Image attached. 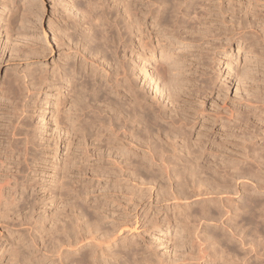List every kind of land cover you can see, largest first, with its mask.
<instances>
[{
	"label": "rangeland",
	"instance_id": "1",
	"mask_svg": "<svg viewBox=\"0 0 264 264\" xmlns=\"http://www.w3.org/2000/svg\"><path fill=\"white\" fill-rule=\"evenodd\" d=\"M193 1L195 2L198 0ZM199 1L201 3H199V5L197 6L198 9H196L195 12H192V14L190 13V15L188 16V20L191 19L193 23L195 18V21H197V15L200 14L204 16L205 23L207 22V27H209V29L211 30V33H207L209 34L207 38H203L202 40L198 41L196 39L195 41V38L199 36V32L197 34L198 30L195 32H193L194 30H190L189 32L187 31L186 33H183L184 30L180 31L179 29L181 38L183 39L182 44L178 45L174 44V41L169 42V39H171V33L165 34V32H162L160 34V31L157 30V28H152L150 30V37L146 38V42L149 44L144 49L147 55L152 54L153 57V59L149 60V66H147L148 64L143 60H137L136 58H134V60L136 59V63L139 64L138 66L140 67V73L138 74L137 83H139V88L141 87V92H144V94L142 93V95H145L146 99L150 102H153L154 100L158 101L157 103H160V106H164L166 108L165 110H178L179 114H181L180 101H182L183 104L181 103V105L183 109H185V111L187 110L186 112L187 114H189V116L186 117V121H192L191 118L195 117V115L198 113L201 114L200 118H203L201 121L208 118L202 123L197 121L196 124H191L192 126H190L189 122L185 121L184 128L186 127L185 129L188 130H183L184 138L189 137V139L193 142L195 141V139H197V136L205 134L204 137H206V139L208 138L209 141L213 143L214 147L216 145H220L223 147L221 149L223 152H221L220 154L222 159L224 158L223 160H226V163L228 161L233 163V166L232 163L228 164V166L230 165L229 167L231 168V170L229 167V171L226 170L228 169L226 167V169L222 170L223 172H218L219 175L216 173L217 178L214 176V180L216 179L215 183L213 182V177L209 175L210 173L205 175L204 179H206L207 177L208 180L206 179L207 181H205L204 179H202V181L205 183L207 182V185H210L212 189L210 186L208 188L207 186H205V183H202L205 187H201L205 191L207 189L209 190H207L205 193L201 188V191L204 192V194L202 193L199 196L200 198L198 197L199 199H195L196 197H193V199L190 197L189 199L188 197L192 195V193L190 192H193V190L190 189L191 187H189L191 186L190 180L186 179L185 183V180H183V178L181 180L178 179L180 181H178L177 179V181H175V178L172 179V181H168L165 179L164 182H166L167 184L169 183L168 185H170L171 189H173L174 187H176L174 189H178L179 185L180 188L182 187V189H184V191L186 190L188 192L191 190L189 192V195L187 192H185L188 196L184 193L185 197L187 196L188 198L184 199L185 197L183 196V198L178 199L176 203L179 202L177 204L179 205V207H176V209H174L172 208L173 206H171L170 209V203L173 205V202L170 200L168 202L166 201V203L165 201H162V203L159 202L155 204L154 194L158 189L156 190V187H152L151 184H149L150 186L147 185V182L145 184V182L142 181L144 184L142 185V182L138 180L140 181L138 182L140 184V188L139 186H137L138 184L135 185L134 182L131 183L132 178L128 179L127 184V182H124L122 178H116L114 176H109V178H107L106 175L101 178L92 176L94 171L99 169L104 172L102 174L104 175L108 170L107 168H109L107 166L109 165V160H112L110 156L112 157L114 155L112 154V152H110L109 156V151H113V149L115 150V148L107 144L105 138L108 139V136H106L105 134L101 135L100 139H96L95 136H92L94 135V132L92 131V135L90 134L86 140H83L85 143H83V141L81 142L83 143V147L81 146L82 151H80V149L78 148L79 146H77L76 141V145L69 147V149H67L68 147L65 145V143L60 142V140H66L68 137L66 131H69L72 126V123H70L68 116L75 110L74 107L76 106L74 105L75 103H73L74 98L72 100L70 97V94L72 93H69V84L63 83L64 91L62 90V94L60 97L57 96L56 91H52L50 92L49 96H45L46 88L44 83L38 86L36 85L35 88L33 86V78H36L35 76L38 75H50L52 69L54 68L52 66L53 61L59 60L57 58L58 53H53V51H55V45L52 43V35L50 29L54 27L56 23L54 21H56L57 16L63 14L61 12L62 10L61 6H59L58 0H0V162L3 159L5 160V156L8 159L6 160V162L13 161L9 159V155L6 152L7 150H9L10 146L18 145L19 149H21L22 146L24 147L23 144L25 142V129H27L29 132L31 131L30 134L36 137L34 138V142H36V144H43L44 146H46L47 144V146H50L49 148L43 146L44 151L46 152L47 150L46 153H37V156H41L40 158L36 155L34 157L33 155H31V153L35 154V152H38V150L43 147L33 148L28 146V152H31L33 148V152H29V154L27 153L32 158L30 156H26V154L23 160H21L22 158L20 159L21 168L20 165L19 168L21 174L16 173L18 176V179L16 180H20L19 182H23L22 187H24V191L22 190L19 192V196L21 197H19L17 194L18 198H21L19 200L20 205L18 207L19 210H17L18 212L14 211L10 213L6 222H2L0 219V264H21L17 261V258H19L16 253L17 251H15V247L17 245L11 242V237H9V234L10 232L15 234L18 232L17 234L21 233L22 235H27V231H34L35 226L32 224L33 222L35 223L34 220H42V222L45 223L44 226L48 228L51 225L50 223H52L53 218H57L59 214L67 215L69 213L68 215L70 217H73V215H76L74 212H78L77 214L83 213L84 215L89 212L88 214L90 215V211H95L94 209L96 208L94 206H97L98 208L95 212H97L98 210L97 213L100 215V218L102 220L100 219V222H97L99 221L97 220L98 218L96 219V221L95 219H92V216L90 215L91 217L89 219L90 221L88 220L89 222L94 221L101 225V227L107 228L113 222H117L119 220L127 221L129 219L128 222L132 226L135 215L139 216V218L137 216V221L140 225L141 222L145 221L146 219H153V216L154 218L158 219L159 217V219H161L165 211V213H167L169 217L173 216V218H175L177 216H180V214L183 215V213H186L184 212V209H187V211L189 210L190 213L192 212V214H194L192 215L193 218L197 216L200 218L199 209L203 207L202 204H204V207H210V210H216V208L218 210L219 206L221 207V205H224V209H229L227 210L229 213H227L228 218L226 217V219L224 217L225 215L227 216L226 210H224L222 207H219V210H221L222 212L224 210L225 214L223 213V219H219L220 223L218 222V218L216 219L218 222H216L217 224H214L211 219H203L205 221L203 222V220H201L200 218L201 222H199L198 217L196 219H193L191 216V221L188 220L189 222L185 221L186 223H183L185 229L184 226H180V222L178 223L172 221V227L168 232H166V229L164 227L161 230L158 229L153 231V233H151V231L143 233L142 228L137 224L135 225V227L132 226L129 232L123 234L121 236V239L119 238L118 240L122 241V238L126 237L124 239L125 241H123L126 244H129V242L130 244H132H129L128 247L134 246L135 248H140V251H138V253H140L141 257L143 255L145 256L143 257L146 259L147 257H149L151 258V260H155L154 263L159 261L166 263V261H173V259V262H179L180 257L186 258L188 254L191 253L192 248H196V244H201L199 243L200 241L196 237V235L192 234V228L189 229L190 227H192L191 223L194 220L195 225L198 222L202 223L205 226L210 224L209 226L211 227L206 226L207 230L214 235H218L220 233L219 231L221 230L219 229L221 227L224 228L223 230L225 232H232V236H234L232 237V241L236 244V246L234 245V248H232L233 252L235 251L234 253H236L238 257L241 256L242 258L248 259L251 262L250 264H264V0ZM233 9L238 11L235 13ZM194 13H197V15H195ZM254 14H256L258 17L256 15L254 17ZM237 28L239 30L242 28L240 30L241 32L238 31ZM142 29L144 33L141 30H135V33L132 35L136 47L140 46L138 39L141 32L145 36H147L146 30L144 28ZM229 33L231 34L229 35ZM226 34H228V36ZM241 34L245 37L244 42H242V40H239L238 42H228L226 39L229 36L235 38L237 35V37H239V35L241 36ZM49 41L50 43H48ZM209 46H213L214 51L212 50L211 53L214 52V54L217 56H215L216 59L214 58L216 63L213 62L210 65V67H212L213 69H208V77L212 78V92L207 91L209 92V95H200L202 97L183 96V94H186L184 87H187V84L185 82V75H189L190 73L188 70L190 68V64H193L192 67L195 70L194 63H192L193 57L188 56V54H190L188 48L193 47L192 49L194 51L195 49H197L196 51H199L200 49L203 51ZM216 47H218V50L216 49ZM50 49H52V54H50L49 52ZM146 71H149L151 74H153L152 80L149 79L148 73ZM193 76L194 79L195 77H197L196 80H199L198 75L196 76L195 74ZM180 81H182L183 84ZM183 88L184 90H182ZM179 90L181 91V93L178 92ZM181 95L184 98L181 97ZM24 105L26 106V108ZM160 106H158L157 104V107ZM13 107L18 108L14 109L13 112ZM16 110L17 112L15 114ZM196 111L198 112L195 113ZM12 112L14 115H12ZM191 112H193V114ZM6 115L14 120L13 125L16 126L15 128H18V131H15V129H13V126L9 129L6 128V125L9 124L8 121L10 120V118L9 120H7ZM235 115H237L238 120L236 119V117H234ZM216 116L217 118L220 117L219 122H215L214 118ZM136 127L137 128L134 129L135 133L140 129L139 126ZM20 130L22 131L19 132ZM18 133H20V135ZM185 133H188L189 136L187 134L185 135ZM136 136L138 135L136 134ZM20 139L21 141H19ZM56 141L59 145L57 152H55L54 150V144ZM133 141L134 146L132 147V149L134 150V153L136 150L137 151L135 155H131V159L133 161L139 159V161H136L138 163L135 162V165L139 166L138 168H140V172L145 170V173H150L149 175H145L144 172H142L145 175L144 177H148L152 175L151 172L153 170V172L159 170V166L161 165L158 162L156 163L150 158L148 160V157H145L148 151L146 150L145 153L146 145L148 146V148H151V146L149 147L147 143L145 144V142L141 140H138V143L135 139H133ZM7 142H10L9 144H11V142L13 143L9 146ZM18 142L22 143V145ZM142 142L145 145H142ZM15 143L16 145H14ZM141 145L145 149L141 148ZM4 147L8 148L5 149ZM2 150H5L4 152H6L7 154L3 153ZM75 150H77L76 153ZM225 150L227 151V153L225 152ZM70 152V157L74 158V163L77 165H73V169L77 170V168L79 167H81L83 170L86 169V171H84V174H86V176L80 175V178L77 174L75 175V177L71 176L72 178L63 177V170L61 168L63 164L62 161H64V157L67 155V153ZM142 153L145 155H142ZM133 156L135 158H133ZM79 157H81V159ZM141 157H143V161H141ZM22 161H24V163L26 162V164L24 165ZM144 162L146 163L144 164ZM211 163L213 162H210L208 164H210L212 170H215L218 165H216L215 163ZM0 165H3L2 162L0 163ZM146 167L148 168L146 169ZM21 170H25V174L24 172H21ZM225 171L229 172L228 175ZM157 174L158 173L156 171L153 175ZM55 178H58L57 181H59V184L63 181L69 182L68 187L62 186V189L61 185L54 184L53 181L55 182ZM77 179L80 180L81 184ZM210 179H212V181ZM187 180L189 181V186L186 185L188 182ZM221 180L223 183H221ZM178 182L181 183L179 184ZM172 183L178 184L175 186ZM167 184L165 185L167 186ZM181 184H185L188 187L186 188L185 185L184 187ZM148 188L151 189L147 191ZM140 190H142L143 192H141ZM76 191L84 194L82 195L83 197H77L75 195ZM132 192L137 196L135 197L139 200L143 197L142 199L144 201L142 199L140 201L141 204L143 203L141 206L142 209L140 207L134 211L133 207L130 206L131 201H127L129 198H132ZM128 193H131L129 197ZM138 194L140 197H138ZM148 194L149 196H147ZM211 200L214 202H212ZM193 202H195V204ZM148 203L151 206L148 205ZM29 204H31L33 207H31V205ZM197 204H200L201 206ZM127 207L129 208L127 209ZM180 207L182 208L180 209ZM80 209H82V212L79 211ZM144 210H146V212ZM159 210L160 212L158 213L157 211ZM103 212L106 214H104ZM1 213L2 212L0 210V215ZM29 213L32 214L29 215ZM31 215L33 216L32 219L35 218L33 221L25 219L26 217L30 218ZM144 215L145 217H142ZM79 216L82 217V214H79ZM87 219L88 218H82L81 221L84 222ZM195 220H197L198 222H196ZM213 221L215 222V220ZM27 222L29 223L27 224ZM221 222L222 224L224 222L226 225H222ZM30 223L31 226L29 225ZM36 223L39 222L36 221ZM234 226L237 227L235 228ZM180 227H183V230H180ZM234 233H237V236ZM28 236H26L27 239ZM218 237L220 236L218 235ZM220 238L222 239V237ZM240 241H242L241 243H243L244 246L240 245ZM23 248L24 246L16 247V249L19 250V254H27L26 249L24 248V252ZM38 252L31 257L32 262L35 259V262H37L38 256H40L41 258V254L43 253L40 251ZM33 257L35 259H33ZM40 258H38V260H40ZM177 258L178 260H175ZM41 264L44 263L42 262Z\"/></svg>",
	"mask_w": 264,
	"mask_h": 264
},
{
	"label": "bare ground",
	"instance_id": "2",
	"mask_svg": "<svg viewBox=\"0 0 264 264\" xmlns=\"http://www.w3.org/2000/svg\"><path fill=\"white\" fill-rule=\"evenodd\" d=\"M58 3H59V6H61V10H62L61 12L64 15L63 14L58 15L56 21H54V22H56L54 27L50 28V29H51V35H52V43L55 45V51H53V53L54 52L58 53L57 58L59 60L53 61L52 66L54 68L52 67L53 69H52L50 75L44 74V76L43 75L35 76L36 78H33V81H34L33 86L35 88L36 85L38 86V85L44 83L45 88H46L45 96H49L50 92L56 91L57 96L60 97L62 94L63 87H64L63 83L69 84V89H70L69 93H72V94H70V97L72 100L74 98L73 103H75L74 105H76V106L74 107L75 110L68 116L70 123H72L71 124L72 126L69 129V131H66L68 134V137L66 140H60V142L65 143V145L68 147L67 149H69V147L77 144V146H79L78 148L80 149V151H82V147H83L82 145H83V143H85L83 140H86L89 137V135L92 133V131L94 132V135H92V134L91 135L95 136L96 139H100L101 135L105 134L106 136H108V139L105 138L107 144H109L115 148V150L113 149V151L112 150L109 151V156H110V152H112V154H114L115 157H114V155L112 157L110 156V158L112 160H109V165H107L109 167V168H107L108 169L106 172L107 174L105 173L104 175H102L104 172L99 169V170H95L94 173L92 174V176H94L96 178H101V177H104L105 175L107 178H109V176L110 177L114 176L116 178H122V180H124V182H127V184H128V179L132 178L131 183L134 182L135 185L138 184L137 186L140 185L138 183L140 181L141 182L144 181L145 184L147 182L148 183L147 185L151 184L152 187H154V186L156 187V190L158 189L154 194L155 204L159 203V202L162 203V201H165V203H166V201L168 202L170 200L173 202V205L170 203V209H171V206H173L172 208L176 209V207H179V205H177L179 202L176 203L178 201V199L183 198V196L185 197V194L187 195V193L189 195V192L191 190H193V192H190V193H192V195L191 196L187 195L189 197V199H190V197L192 199H193V197H196L195 199H197L202 193L203 194H204V192L206 193V191L209 189H207L205 191L203 188L205 186H207L209 188L210 185H207V182L205 183L202 181V179L205 178V175L210 173L209 175H211L213 177V180H214V178L216 177V173L219 175L218 172L219 171L221 172L223 169H226V167L228 168L230 166V165L228 166V164H230L232 162L228 161L226 163V160H223L224 158L222 159L220 154H221V152H223L221 150L223 147L220 145H216L214 147L213 143L210 142L208 138L206 139V137H204L205 134H203L201 136L200 135L197 136V139H195V141H193V142L189 139V137H187L188 139L184 138L183 130L186 128V127L184 128V123L187 119L186 117H188L189 114H187V112H186L187 110L185 111V109H183V107L181 105L182 101H180L181 102L180 103L181 114H179L178 110L177 111L171 110V109L165 110L166 108L161 105L163 107L162 108L159 105L160 103H157L158 101L154 100L153 102H150L146 99L145 95L144 96L142 95V93L144 94V92L143 91L141 92V90H140L141 87L139 88V86H138L139 83H137L138 74L140 73V67L138 66L139 64L136 63V59L137 60L140 59V60H143L145 63H147L148 64L147 66H149V64H150L149 60L153 59L152 54L147 55V53H145V51H144V49L149 44L146 42L147 41L146 38L150 37V35H151L150 30L152 28H157V30L160 31V34L162 32H165V34L171 33V39H169V42L174 41V44H178V45L182 44L183 38H181V35H180L181 30H184L183 33H186L187 31L189 32L190 30H194L193 32L198 30L197 34L199 32V36L197 35L198 37H196V35H195V37H196L195 41H196V39L198 41V40H202L203 38H207L209 35L207 33H211V30L209 29V27H207V22L205 23V17L204 16H202L200 14L197 15V13L196 14L194 13L195 15H197V21H195L196 18L194 19L193 23H192L191 19H190L191 21L188 20L189 19L188 16L190 15V13L192 14V12H195L196 9H198L197 6L201 2L199 0L195 1V2L193 0H58ZM237 11L238 10H234L235 13ZM255 15L256 14H254V17H255ZM141 27L146 30L147 36H145L143 34L144 31ZM237 27H238V25H237ZM240 27H241V25H240ZM179 29H180V31H179ZM135 30L136 31H140V30L143 31V33L142 32H141V34L139 33L140 34V37L138 39L139 40L138 42L140 43L139 47L135 46L134 39L132 37V35L135 33ZM237 30L240 31L238 28H237ZM238 31H237V35H238ZM230 34L231 33H229V35ZM226 35L228 36V34H226ZM237 35L235 38L232 36H229L226 39L228 42H232V41L238 42L239 40H242V42L245 41L244 35L241 34V36L239 35V37H237ZM186 41H187V39H186ZM48 43H50V41ZM220 45H224V44H220ZM228 45H229V43H228ZM192 48L193 47L188 48L189 53H190V54H188V56L193 57L192 63H194L195 70L192 67L193 64H190V68L188 66V68H189L188 70L190 73L188 72L189 75H185V82L187 84L186 85L187 87H184L186 94H183V96H186V97H198V96L204 95V94L207 95L209 92H212V90H213L212 78L208 77V73H209L208 69L212 68V67H210L211 63H213V62L216 63V61H215L216 55L214 54V52L211 53V51L213 50V46L212 47L209 46V47H207V49H204L203 51L201 49L199 51H196L197 49H195V51H194ZM217 48L218 47H216V49ZM214 49H215V47H214ZM49 52H50V54H52V49H50ZM134 58H136V59L134 60ZM146 72L148 73L149 79L152 80L153 74H151L149 71H146ZM144 74H146V73H144ZM195 74H196V76L198 75V77H199L198 81L196 80L197 77H195V79H194L193 75H195ZM178 75H180V74H178ZM32 77H34V76H32ZM32 77H31V79H32ZM182 81H180V82H182ZM30 82H32V81H30ZM182 84H183V82H182ZM184 88L182 90H184ZM207 91H209V92H207ZM178 92L181 93L180 90ZM183 96L181 95V97H183ZM200 97H202V96H200ZM204 98H206V97H204ZM157 104L160 107H157ZM175 105H177V104H175ZM72 106H73V104H72ZM17 108L13 107L12 111L14 109H17ZM22 108H20V109H22ZM25 108H26V106H25ZM174 109H175V107H174ZM198 111H196L195 113H197ZM13 112H12V115H14ZM16 112H17V110L15 111V114H16ZM18 113H20V112H18ZM191 113L193 114V112H191ZM10 115H11V113H10ZM200 116H201V114L198 113L195 115V117L191 118L192 121H190V122L186 121V122H189L190 126H192V125L196 124L197 121L202 123V122H204V120L208 119L207 118V119H204L203 121H201L203 118L201 119ZM217 116L214 118L215 122L220 121L219 120L220 117L217 118ZM234 117H236V119H237V115H235ZM6 118H7V120H9V118H10V120L8 121L9 124L6 125V128L9 129L13 126V129H15V131H18V128H15L16 126L13 125L14 120L11 119V117H9V116H7ZM214 119H213V121H214ZM136 126H139L140 129H139V131L137 130L138 132L135 133L134 129L137 128ZM56 128H57V126H56ZM22 130H20L19 132H21ZM25 130H24V137H25L24 141L25 142L23 144L24 147L22 146V148L19 149V146L16 145V143L14 144L16 146H10L13 142H11V144H9L10 142L9 143L7 142L10 147H9V150H7L6 152L9 155V159L13 160V161L12 162H6V160H8L6 156H5V160L3 159L4 162L1 159L2 160L1 162L3 165H0V210L2 212L0 215V219L2 222H6V220H8V216L10 213L19 210L18 209V207L20 205L19 200L21 198H18V196L20 195L19 192L22 191L24 188V187H22L23 182L22 181L19 182L20 180H18V181L16 180V179H18L17 178L18 176L16 173H20V168H21L20 159L22 158L21 160H23L24 156L27 153L29 154L30 151L28 152V150H27L28 146L33 147V148H39V147L44 146L43 144H36V142H34V138H36V137L30 134L31 131L29 132L27 129H25ZM187 130L185 129V131H187ZM194 131H195V129H194ZM189 132H190V130H189ZM18 134L20 135V133H18ZM136 134L138 136H136ZM186 134L188 135V133H185V135ZM16 135H17V133H16ZM133 139L137 140L136 141L137 143H138V140H141V141L145 142V144L147 143L149 145V147L151 146V148H148V146L146 145V147H145L146 149H145L142 146L145 144L142 142L141 148L145 149V153H146V150H148L147 151L148 156L147 155L145 156V157H148L147 158L148 160L150 158L154 162H156V163L158 162L161 165V166H159V168H160L159 170H156V168H155V170L158 173L157 175H153L156 171L153 172L154 170L152 171V169H151L152 175H150L148 177L147 176L144 177L145 175H149L150 173H148V174L145 173L144 172L145 170L143 168L142 169L144 171L140 172L139 171L140 168H138L139 166L135 165L136 163H138L136 161H139V159L134 160V161L131 159V157H132L131 155L132 154L135 155V153L137 151L136 150L134 153V150L132 149V147L134 146ZM19 141H21V139ZM75 141L77 142L76 144H75ZM82 141H83V143H81ZM18 143H20V142H18ZM20 144L22 145V143H20ZM54 146H55L54 150H55V152H57L58 147H59L57 141L55 142ZM44 147L49 148L50 146H47V144H46V146H44ZM44 147L40 148V150L37 149L38 152H35V154L31 153V152H33L32 151L33 148H32V150L30 152L31 155H33L35 157V155L37 156V153L45 152ZM4 148L6 149L8 147H4ZM4 151H3V153H6ZM76 151L77 150H75V153H76ZM46 152H47V150H46ZM225 152L227 153L226 150H225ZM28 154L26 156H30ZM137 154H138V152H137ZM142 155H145V154L142 153ZM70 156H71V152L67 153V155L64 157V161H62L63 164H62L61 168L63 170V177L64 178L71 177V176L75 177V175H77V174L79 175L80 178L83 175L86 176V174H84L85 173L84 171H86V169L83 170L81 167L77 168V170L73 169V167L76 164L74 163V158H71ZM76 156H78V155H76ZM40 157L41 156H39V158ZM138 157H140V156H138ZM138 157H136V158H138ZM79 158L81 159V157H79ZM133 158H135V157L133 156ZM142 159H143V157H141V161H143ZM33 160H35V159H33ZM22 162L24 163V161H22ZM28 162H30V161H28ZM210 162L215 163L216 165H218V167L215 170H212L210 164H208ZM145 163L146 162H144V164ZM149 163H150V161H149ZM213 163H211V164H213ZM25 164H26V162L24 163V165ZM19 165H20V168H19ZM207 165H209V166H207ZM232 166H233V163H232ZM152 167H154V166H152ZM147 168L148 167H146V169ZM229 168L226 170L229 171ZM230 170H231V168H230ZM232 171H234V170H232ZM21 172H24V174H25V170H21ZM142 172H144L145 175ZM226 173L228 175L229 172H226ZM234 173H236V172H234ZM15 174H16V177H15ZM74 177H73V179H74ZM223 177H225V176H223ZM182 178H183V180H185V183H186V179L190 180L191 186H189L188 180H187L188 182L186 184L189 187H191L190 191H188V192L186 190L184 191V189H182V187L180 188L179 185H178V187L180 189L179 188L174 189L176 187L171 189L170 185H168L169 183L167 184L166 182H164L165 179L168 181H172V179L177 181L178 179L181 180ZM57 179L55 180V182L53 181L54 184L61 185V188H62V186L68 187L69 182L63 181L59 184V181H57ZM206 179H207V177H206ZM206 179H204V180L207 181L208 179L207 180ZM138 180H140V181H138ZM180 180H178V181H180ZM210 180L212 181V179H210ZM215 180L213 181L214 183H215ZM78 181L80 182V180H78ZM2 182H3V185H2ZM29 183H31V182H29ZM164 183L167 184V186ZM202 183H205V186H203L204 184H202ZM221 183H223L222 180H221ZM80 184H81V182H80ZM172 184L175 186L177 185L174 183H172ZM209 184H210V182H209ZM142 185H144L143 182H142ZM181 185L184 186L185 184H181ZM188 186H186V188ZM140 188H138V189H140ZM201 188L204 190V192L201 191L202 190ZM223 188H224V186H223ZM150 189L151 188H148V190L147 189H145V190L149 191ZM211 189H212V187H211ZM142 190H140V191L143 192ZM221 190H223V189H221ZM133 192H134V190H133ZM185 192H187V193H185ZM17 194H18V196H17ZM130 194L128 195V197L130 196ZM139 194H138V197H140ZM75 195L77 197L78 196L80 197L84 194L76 191ZM124 195H126V194H124ZM142 195H141V197H142ZM131 196H132V198H129L127 201H129V202L131 201L130 206H132L133 210L135 211L142 206L143 203L141 204L140 201L143 197L139 200L138 198H136L137 196L134 193L131 194ZM147 196H149V194ZM187 196L184 199L188 198ZM19 197H21V196H19ZM24 197H26V196H24ZM16 198H18V199H16ZM147 199H149V198H147ZM180 201H182V200H180ZM184 201H186V200H184ZM205 201H204V203H205ZM174 202H175V204H174ZM212 202H214V201H212ZM149 203H148V205L151 204V203L150 204ZM193 203L195 204V202H193ZM21 204H23V203H21ZM31 204H29V205H31ZM197 205L201 206L200 204H197ZM202 205H203V207L202 208L200 207L201 209H199L201 220L211 219L212 222L215 224L217 222V220H216L217 218H218V222L221 219H223L222 217L225 214L224 210H226V209H224L225 208L224 205L223 206L221 205L222 208L224 207L223 212L221 210H219L220 206L218 207L219 211L217 210V208H216V210H217L216 211V210H210L209 209L210 207L209 208L204 207V204H202ZM31 207H33V206L31 205ZM94 207L96 209L98 208L97 206H94ZM129 207H127V209ZM164 207H165V204H164ZM156 208H158V207H156ZM167 208H169V207H167ZM181 208L182 207H180V209ZM82 209H80L79 211L82 212ZM96 209H94V210L96 211ZM141 209H142V207H141ZM31 210H32V208H31ZM149 210H150V208H149ZM160 210L157 212L159 213ZM227 210H229V209H227ZM227 210H226V214L228 213ZM95 211H90V215L92 216V219L96 220L98 218L97 220H99V221H97V220L96 221L100 222L101 218H100V215L97 213L98 210H97V212H95ZM144 211L146 212V210H144ZM72 212H74V211H72ZM165 212L163 213L164 215L161 219H159V217H158V219L154 218V216L152 214L153 219H151V218H149L150 220L146 219L145 221L141 222L140 225L138 224V221H137L139 216L135 215V213H134L135 219L133 218L134 222H133L132 226L135 227V225L138 224V226H140L142 228L143 233L147 232V231H151V233H153V231L158 230V229L161 230L164 227L166 229V232H168L169 229L172 227V223H173L172 221L178 222V223L180 222L181 223L180 226H184L183 223L185 221L189 222L188 220H190L191 216L194 215V214H192V212L190 213L189 210L187 211V209H184V212H186V213H183V215L180 214L181 218H180V216H177L175 218H173V216L169 217V215ZM170 212H171V210H170ZM177 212H178V208H177ZM74 213L76 215H73V217H70L68 215L69 213L67 215H64V214L60 215L59 214L58 216L55 214L57 216V218H53L52 223H50L51 227L49 226L50 228L45 227L44 226L45 223L42 222V220H34L35 218L32 219L33 218L32 215L30 218L26 217L25 219H27V220H32V221L34 220L35 221V223L34 222L32 223L35 226L34 231H31V232L27 231V235L25 233H24L25 235H22L21 233L17 234L18 232L16 234L10 232V234H9V237H11L10 240H11V242H13V244H16L18 247L24 246V248L27 251V254H23V253L19 254V250L16 249L17 246L15 245L16 246L15 251H17L16 253H17V256L19 257V258H17V261L20 262L21 264H41L42 262L44 264H146V263H150V264H250L251 263L246 258H242L241 256L238 257V255L236 253H234L235 251L233 252L232 248H234V245L236 246V244L232 241V237H234V236H232V232L231 233L225 232L223 230L224 228L221 227L219 229L221 231H219L220 233L218 234L220 237H222V239H221L220 237H218V235H216V234L214 235L213 233H211L210 231L207 230L206 226H209L210 224L205 226L202 223H199L201 221H200V218L198 216L197 217L199 219V222L197 220H195L196 222H198L195 225L194 220H193V222L191 223L192 227H190L189 229L192 228V230H193L192 234L196 235V237L200 241L199 243H201V244H199V245L196 244V248H192L191 253L188 254V256L186 258L180 257L179 262L178 261L173 262L174 261V259H173V261H169V262L166 261V263H163L160 261L154 263L155 260L153 261L149 257H147V259L144 258L145 257L144 255H143L144 257L143 256L141 257L140 253H138V251H140L139 250L140 248L138 249L137 247L135 248L134 246L128 247L130 242H129V244L127 243L128 245L124 242L125 241L124 239L126 237L122 238L124 241L118 240L119 238L121 239V236L123 234L129 232V230L131 229L132 226L128 222L129 219L127 221L119 220L117 222H113L109 227L103 228L97 222H94V221L89 222L90 221L89 219L91 217L88 214L89 212L86 215H84L83 213H79V214H82V217L79 216V214H77L78 212L77 213L74 212ZM151 213H152V211H151ZM179 213H181V212H179ZM30 214H32V213H29V215ZM104 214H106V213H104ZM228 214H227V216L225 215L224 217L228 218ZM233 214H235V213H233ZM145 215L142 217H145ZM174 215H178V214H174ZM195 215H198V214H195ZM215 215H217V216H215ZM137 216H138V218H137ZM105 217H107V216H105ZM197 217L193 218V216H192L193 219H196ZM214 217H216V218H214ZM82 218H88V219L83 222V221H81ZM212 218H214V219H212ZM204 220H203V222H205ZM213 220H215V222ZM36 221L39 223H36ZM29 222H27V224ZM238 222H236V223H238ZM4 224H6V223H4ZM221 224H222V222H221ZM224 224L225 223L223 222L222 225H224ZM29 225L31 226V223ZM36 225H37V227H36ZM209 227H211V226H209ZM29 228H28V230H29ZM182 228L180 230H183ZM137 229H138V227H137ZM184 229H185V226H184ZM228 229H230V228H228ZM186 230H188V229H186ZM28 232H29V236H28ZM26 236H28V239ZM194 238H195V236H194ZM242 241H243V239H242ZM242 241H240V243ZM190 243H191V241H190ZM130 245H132V244H130ZM240 245L244 246L243 243H241ZM245 245H246V242H245ZM25 249H24V252H25ZM38 251L43 253V254L40 253L42 255L41 258H40V256H38L37 262H35L36 259L33 257V259H35V260L32 262L31 257L34 256V254L37 253ZM38 254H39V252H38ZM38 258H40V260H38ZM175 260H178V258ZM253 264H255V263H253Z\"/></svg>",
	"mask_w": 264,
	"mask_h": 264
}]
</instances>
